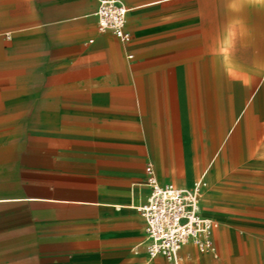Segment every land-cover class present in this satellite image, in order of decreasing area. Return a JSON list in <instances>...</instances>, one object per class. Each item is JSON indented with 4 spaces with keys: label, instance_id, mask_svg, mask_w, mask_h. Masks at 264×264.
Wrapping results in <instances>:
<instances>
[{
    "label": "crops",
    "instance_id": "0c3cea01",
    "mask_svg": "<svg viewBox=\"0 0 264 264\" xmlns=\"http://www.w3.org/2000/svg\"><path fill=\"white\" fill-rule=\"evenodd\" d=\"M119 1L128 42L97 0H0V264H173L146 252L147 164L207 183L212 249L177 264H264V0Z\"/></svg>",
    "mask_w": 264,
    "mask_h": 264
},
{
    "label": "built area",
    "instance_id": "2783aa9c",
    "mask_svg": "<svg viewBox=\"0 0 264 264\" xmlns=\"http://www.w3.org/2000/svg\"><path fill=\"white\" fill-rule=\"evenodd\" d=\"M127 11L119 0H97L98 31H109L121 42H128L130 33L125 29ZM145 176L149 196L139 210L145 222L148 257L162 256L177 264L179 250L189 242L199 252L210 251V234L217 223L200 215V181L189 190L171 184L161 185L151 164L146 165Z\"/></svg>",
    "mask_w": 264,
    "mask_h": 264
},
{
    "label": "rangeland",
    "instance_id": "374dc122",
    "mask_svg": "<svg viewBox=\"0 0 264 264\" xmlns=\"http://www.w3.org/2000/svg\"><path fill=\"white\" fill-rule=\"evenodd\" d=\"M241 127V126H240ZM243 132H248V126H244V130H243ZM217 142H215V144H216ZM222 143V142H221ZM224 143V142H223ZM233 143V145H234V147H237V146H235V145H237V143L236 142H232ZM240 143H242V142H240ZM247 143L248 142H243V144H244V146H247ZM234 149V148H233ZM233 149H232V151H233ZM232 151H230L229 153H225V151H224V156L222 157L223 159H222V161H224V162H222L223 164H224V166L226 167V170H229V172L228 173H231L234 169H235V167L237 166V163L235 164V161H236V158H235V156H236V154H235V152L233 153ZM234 151H235V149H234ZM257 154H259V153H257ZM251 155H253L252 157H254L255 159L256 158H259L258 156H260V154L259 155H256L255 154V156H254V154H252L251 153ZM251 157V158H252ZM234 160V161H233ZM226 174V173H225ZM197 181H200V189H199V191H200V197H199V202H200V200H201V198H202V194H203V189H207L208 187H207V183L205 184V179L204 178H201V179H199V180H197ZM196 181V182H197ZM195 182V183H196ZM205 184V185H204ZM249 191H251V190H249ZM250 200H252L253 201V198L252 197H250L249 198ZM257 223V226H258V228H256L257 230L256 231H254V234H252L250 237H248V236H246V238L247 239H255L256 240V243H258L259 245H260V250L261 251H263L264 250V220H262V221H257L256 222ZM253 227V226H252ZM261 227H263V228H261ZM261 228V229H260ZM242 235H244V234H242ZM236 237L238 238V237H240V233H236ZM249 242V241H248ZM247 242H245L244 241V244H246ZM263 254V253H262Z\"/></svg>",
    "mask_w": 264,
    "mask_h": 264
}]
</instances>
